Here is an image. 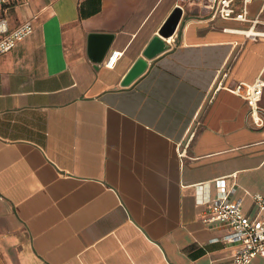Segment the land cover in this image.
Listing matches in <instances>:
<instances>
[{
    "label": "crops",
    "instance_id": "1",
    "mask_svg": "<svg viewBox=\"0 0 264 264\" xmlns=\"http://www.w3.org/2000/svg\"><path fill=\"white\" fill-rule=\"evenodd\" d=\"M180 4L3 7L10 30L34 32L0 56V264L232 262L228 227L206 219L220 180L263 216L264 125L227 88L264 80V38L247 36L264 31V0L249 5L253 29L185 6L170 48L121 86Z\"/></svg>",
    "mask_w": 264,
    "mask_h": 264
},
{
    "label": "built area",
    "instance_id": "2",
    "mask_svg": "<svg viewBox=\"0 0 264 264\" xmlns=\"http://www.w3.org/2000/svg\"><path fill=\"white\" fill-rule=\"evenodd\" d=\"M14 1L0 0V56L13 50L34 32V27L30 22L10 30L8 20L2 9ZM251 2L252 0H181L179 8L183 12L185 6L193 4L223 20L251 22L253 29L259 21L248 19ZM262 23L264 25V21ZM247 36L256 41L259 38H264V31L251 32ZM119 56L120 52H113L105 67L112 69ZM227 90L245 100L250 109L252 120L257 127L264 125L260 108L264 93V80L261 77L253 83H237ZM219 189L223 193L213 201L212 215L206 219V222H220L228 227L229 234L225 237V241L236 247L234 258L230 264H253V260L257 257L264 258V197L260 195L253 197L259 213L263 216L257 215L252 218L243 213L241 201L228 198L222 180L219 181Z\"/></svg>",
    "mask_w": 264,
    "mask_h": 264
},
{
    "label": "water",
    "instance_id": "3",
    "mask_svg": "<svg viewBox=\"0 0 264 264\" xmlns=\"http://www.w3.org/2000/svg\"><path fill=\"white\" fill-rule=\"evenodd\" d=\"M181 17L182 10L178 7L173 11L165 25L159 32V36H156L151 40L146 49L143 51L142 57L138 58L135 61V63L123 79L121 86L130 85L136 78H138L145 72L149 60H152L153 58L162 54L170 48L167 40L174 35Z\"/></svg>",
    "mask_w": 264,
    "mask_h": 264
}]
</instances>
